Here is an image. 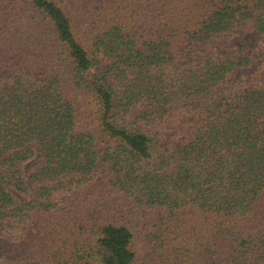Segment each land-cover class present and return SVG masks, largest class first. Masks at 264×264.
<instances>
[{
  "label": "trees",
  "instance_id": "trees-1",
  "mask_svg": "<svg viewBox=\"0 0 264 264\" xmlns=\"http://www.w3.org/2000/svg\"><path fill=\"white\" fill-rule=\"evenodd\" d=\"M0 264H264V0H0Z\"/></svg>",
  "mask_w": 264,
  "mask_h": 264
},
{
  "label": "rangeland",
  "instance_id": "rangeland-1",
  "mask_svg": "<svg viewBox=\"0 0 264 264\" xmlns=\"http://www.w3.org/2000/svg\"><path fill=\"white\" fill-rule=\"evenodd\" d=\"M243 40H244V43H251L250 41H252V39H251V34H248L247 36H245L244 38H243Z\"/></svg>",
  "mask_w": 264,
  "mask_h": 264
}]
</instances>
